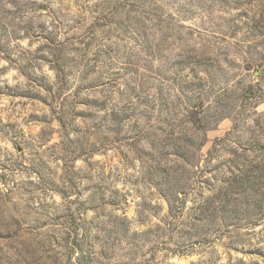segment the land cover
Wrapping results in <instances>:
<instances>
[{
	"label": "rangeland",
	"instance_id": "rangeland-1",
	"mask_svg": "<svg viewBox=\"0 0 264 264\" xmlns=\"http://www.w3.org/2000/svg\"><path fill=\"white\" fill-rule=\"evenodd\" d=\"M263 125L264 0H0V264H264L263 211L190 210ZM188 128L195 167L172 156ZM174 166L193 177L179 214Z\"/></svg>",
	"mask_w": 264,
	"mask_h": 264
},
{
	"label": "trees",
	"instance_id": "trees-1",
	"mask_svg": "<svg viewBox=\"0 0 264 264\" xmlns=\"http://www.w3.org/2000/svg\"><path fill=\"white\" fill-rule=\"evenodd\" d=\"M189 77L186 83L189 87H192L193 83L190 82ZM199 80H202V77L199 78ZM250 91H252L251 93H254L252 88H250ZM117 93V90H115L113 94L116 95ZM113 98L114 96H110L109 98L102 96L101 99H96L92 106L105 112L107 118L110 120L118 122L119 120H134L132 116L125 112V108L120 106L119 103L114 102L112 104L111 101H113ZM184 114L187 120V125L197 131L199 136L201 135V137H203V139L201 138V142L204 143L207 130L210 126L206 124V120L199 118V104L188 105ZM142 117L143 119L149 118V116L145 114H143ZM262 127L264 130V125ZM191 128L188 129L192 132ZM199 136H196V134L193 133L192 135L186 134L184 138H178L177 141L180 140L183 143V146L178 147L181 148V150L177 152L174 151L172 156L177 158L178 162L182 161L190 167H195V163L192 162L194 159L192 151L198 148L197 137ZM218 142L224 141L221 140ZM178 145L179 143L177 142L175 147ZM243 152L252 153L253 157L250 158L246 154H238L237 162H234L232 165V161H230V163L225 165L227 173L223 174L220 178L219 176L222 174L223 170L216 173L218 175H215L212 179L202 178L200 182L201 189L204 187L203 185L212 186L213 182L216 184L209 190V194H202L204 189L196 194L198 201H195L193 207L190 209L192 220L195 223H210V221H213L214 223L217 218H221L227 226L235 227V225H232V213L238 214L241 212V214H245L253 208L264 212V146L254 149L247 148L244 149ZM174 164H177L178 166V163ZM182 169L184 168L174 166L170 171V173L172 172V175H176L174 176L173 186L177 191L174 189H169L167 192H165V190L160 191L164 198L169 202L170 211L177 214L186 209V202H184V200L182 201L180 197L186 198L193 193V191L190 192L192 187L189 185L188 188V186L184 185L185 182H182H192V173L189 172L186 177L181 173ZM218 169L219 168H217L216 171ZM170 176L171 175L168 177ZM166 183L171 184V181L167 179ZM182 186L183 188H180ZM62 196L66 197V193L63 192ZM114 203L115 202L113 201L108 202V205H115ZM238 219V217L234 218L235 221ZM218 231L220 232V230ZM216 242L217 241L214 240L209 241L205 238L204 243L202 244H215Z\"/></svg>",
	"mask_w": 264,
	"mask_h": 264
}]
</instances>
